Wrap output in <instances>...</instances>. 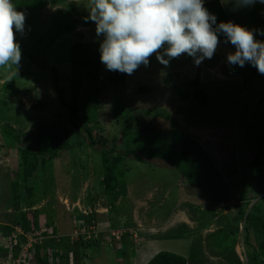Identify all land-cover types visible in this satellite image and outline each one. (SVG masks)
Returning <instances> with one entry per match:
<instances>
[{"label": "rangeland", "instance_id": "rangeland-1", "mask_svg": "<svg viewBox=\"0 0 264 264\" xmlns=\"http://www.w3.org/2000/svg\"><path fill=\"white\" fill-rule=\"evenodd\" d=\"M220 1L229 21L264 31V4L237 9L234 0ZM12 2L25 13L16 41L31 56L21 52L19 65L0 67V264L15 231L39 245H63L91 225L99 233L95 249L76 263L62 248L52 264H147L163 251L187 264H264V74L250 63L230 65V42L198 66L187 54L167 66L153 54L124 80L102 63L99 81L83 90L97 92V141L163 157L112 158L118 186L109 193L102 147L91 146L67 105L71 45L81 41L100 53L104 40L87 19L89 0ZM140 87L150 91L138 94ZM197 89L207 93V106L194 98ZM50 126L69 128L66 149L28 177L23 154ZM151 129L156 135L141 134Z\"/></svg>", "mask_w": 264, "mask_h": 264}, {"label": "clouds", "instance_id": "clouds-1", "mask_svg": "<svg viewBox=\"0 0 264 264\" xmlns=\"http://www.w3.org/2000/svg\"><path fill=\"white\" fill-rule=\"evenodd\" d=\"M234 3L238 9L264 4V0ZM88 9L87 19L95 22L97 36H104L100 59L109 71L132 75L140 65L148 66L153 54L165 66L187 54L198 66L213 58L223 35L224 42L236 49L227 56L230 65L250 63L264 74V42L254 37V32L264 35V31L248 30L231 21L217 25L204 0H89ZM24 24L25 13L17 11L12 0H0V67L19 65L16 33L24 32Z\"/></svg>", "mask_w": 264, "mask_h": 264}, {"label": "trees", "instance_id": "trees-1", "mask_svg": "<svg viewBox=\"0 0 264 264\" xmlns=\"http://www.w3.org/2000/svg\"><path fill=\"white\" fill-rule=\"evenodd\" d=\"M204 7L209 11L210 14L216 16L217 25L220 22H229L227 10L222 5L220 0H208L204 3ZM215 27L216 25H213V28ZM219 40V44H221L225 41V37L223 35H219ZM20 48L23 54L31 56L29 52L25 50L21 45ZM100 57V53L88 43L77 41L71 45V68L69 78L71 102L67 105L72 123H74L75 126L80 128L85 133L91 146L101 145L102 160L105 171L103 182L105 184L106 191L109 193H113L118 186V182L116 181L115 164L113 163L112 158L115 160H127V158H129L130 156H133L137 161H145L153 160L155 158L162 159L163 157L161 155H151L146 153L144 147L133 146V148L124 149L122 148V146L117 144L107 147L104 142H102L103 139H98L97 141L95 132L91 129V124L97 120L96 109L99 104L97 100V92H92V96H90L88 93L86 94V92L83 94V90L86 83L92 85L99 81V78L102 75V63ZM126 76V73H120L116 71L114 78L116 80H124L126 79ZM149 91L150 89L147 87H140L138 89V94ZM194 98L200 104L207 106L208 96L204 90L197 89L194 92ZM118 111L119 110H117L116 113ZM146 114H144V116ZM123 115L121 114V116ZM123 124L125 125L126 123L124 122ZM134 125L137 124L131 122L130 126H133V129L136 128ZM175 127L176 124H174V128ZM156 130H158V128ZM162 132V136L164 137L167 131ZM156 133L157 131L153 129L147 130L146 132H141V134L144 135H156ZM176 133L178 134V131ZM69 135L70 130L65 126H50L40 128L37 135V148H29L23 154L22 161L23 165L26 168V176H33L34 173L36 174V171L40 169V167H44L49 161H53L58 158L61 152L66 149L68 142V140L66 139L69 137ZM14 200L17 202L15 203V206L18 208L19 196L16 187L14 188ZM35 222L36 223L33 228L37 229L38 221L35 219ZM262 225L264 228V222ZM49 226L50 225L48 224L47 227ZM54 231H56L55 228ZM54 237H56V233L54 234ZM62 240L65 242V246L64 244L62 245L63 242L60 243L58 241V243L57 240L54 239H48L41 245L36 244L33 250V252H35L34 264H52L53 258L57 260L62 257V254L60 253V250L62 248H67L68 250L72 251L74 261L76 263H80V261L85 258V252L89 248H91L89 250L95 249V247L97 246L96 244L98 243L96 239L93 238L91 240H86L84 235L75 242H70L67 238H63ZM57 249H59V252ZM18 250L19 247L16 248V252ZM43 251L45 252L44 255L42 254ZM147 264H187V259L181 255L163 251L156 254Z\"/></svg>", "mask_w": 264, "mask_h": 264}, {"label": "built area", "instance_id": "built-area-1", "mask_svg": "<svg viewBox=\"0 0 264 264\" xmlns=\"http://www.w3.org/2000/svg\"><path fill=\"white\" fill-rule=\"evenodd\" d=\"M15 232L16 233L13 234L12 237L10 238L9 255L5 264H32V257H31L32 250H34V246L38 243L36 242V240L29 241L23 234H18L17 231ZM79 234L81 233L77 234V240ZM82 234L87 239H92L93 236L96 238L95 235H97L98 237L99 233L96 231L95 227L91 225L88 231L84 229L82 231ZM38 236L42 239L41 235ZM38 239L39 238H37V241ZM17 247H19V250L16 252Z\"/></svg>", "mask_w": 264, "mask_h": 264}]
</instances>
